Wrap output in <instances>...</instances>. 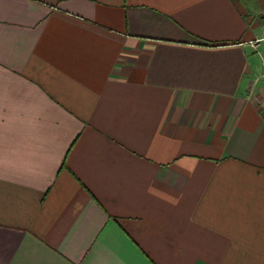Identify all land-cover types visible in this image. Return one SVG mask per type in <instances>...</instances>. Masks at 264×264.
<instances>
[{
    "label": "crops",
    "instance_id": "0c3cea01",
    "mask_svg": "<svg viewBox=\"0 0 264 264\" xmlns=\"http://www.w3.org/2000/svg\"><path fill=\"white\" fill-rule=\"evenodd\" d=\"M0 264H264V0H0Z\"/></svg>",
    "mask_w": 264,
    "mask_h": 264
}]
</instances>
